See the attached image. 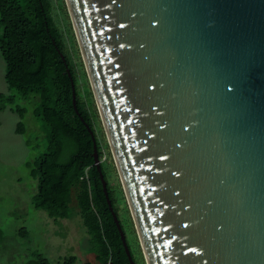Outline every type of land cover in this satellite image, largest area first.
<instances>
[{"label":"water","instance_id":"water-1","mask_svg":"<svg viewBox=\"0 0 264 264\" xmlns=\"http://www.w3.org/2000/svg\"><path fill=\"white\" fill-rule=\"evenodd\" d=\"M65 3L145 263L264 264V0Z\"/></svg>","mask_w":264,"mask_h":264},{"label":"trees","instance_id":"trees-1","mask_svg":"<svg viewBox=\"0 0 264 264\" xmlns=\"http://www.w3.org/2000/svg\"><path fill=\"white\" fill-rule=\"evenodd\" d=\"M0 55L8 88V92H0V113L8 109L22 118L27 109L18 101H28L43 134L25 139V144L36 152L33 159L25 162L37 180L31 204L55 223L78 217L85 233V250L94 257V261L79 260L77 255L67 254L52 261L34 250L25 264H129L94 165L91 135L73 107L71 80L77 109L95 134L101 159L92 91L86 83L88 100L78 91L66 40L52 13V0H0ZM15 130L25 132L21 120ZM100 167L113 210L118 213L121 191L110 183L106 162H100ZM122 229L125 232L123 226ZM130 231L142 256L135 230ZM27 232L24 227L18 230L22 236ZM126 241L134 255L127 238Z\"/></svg>","mask_w":264,"mask_h":264},{"label":"rangeland","instance_id":"rangeland-1","mask_svg":"<svg viewBox=\"0 0 264 264\" xmlns=\"http://www.w3.org/2000/svg\"><path fill=\"white\" fill-rule=\"evenodd\" d=\"M52 13L65 37L66 53L76 73L78 91L84 100H88L86 83L89 87L90 83L65 0H52ZM3 72L4 62L0 55V92H8ZM92 99L93 111L96 114L95 133L103 153L101 162L107 164L109 181L114 189L121 191L122 199L117 214L137 259L138 249L130 231V228L135 230L131 212L93 93ZM18 102L27 109L22 118L8 109L0 113V264H25L34 250L42 252L52 261L67 254H75L79 260L94 261L93 255L85 250V233L78 217L60 219L55 223L44 211L36 210L31 204L37 180L30 175L25 162L33 159L36 152L25 144V139L35 135L40 138L43 134L38 121L31 113L32 104L28 101ZM19 120L24 124V133H17L15 130ZM20 227L27 229L26 235L18 234ZM136 239L138 240L137 234ZM139 248L141 250L140 245ZM141 258L143 264H146L144 257Z\"/></svg>","mask_w":264,"mask_h":264},{"label":"flooded vegetation","instance_id":"flooded-vegetation-1","mask_svg":"<svg viewBox=\"0 0 264 264\" xmlns=\"http://www.w3.org/2000/svg\"><path fill=\"white\" fill-rule=\"evenodd\" d=\"M141 254H142V250H141ZM131 256H134V255H131ZM142 256H143V254H142ZM132 259L134 260L135 264H143V260L141 258V255H139V258H137V259L136 258H132Z\"/></svg>","mask_w":264,"mask_h":264}]
</instances>
